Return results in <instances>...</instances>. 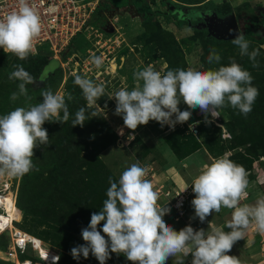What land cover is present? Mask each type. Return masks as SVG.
<instances>
[{
  "label": "clouds",
  "instance_id": "obj_1",
  "mask_svg": "<svg viewBox=\"0 0 264 264\" xmlns=\"http://www.w3.org/2000/svg\"><path fill=\"white\" fill-rule=\"evenodd\" d=\"M41 31L38 11L27 0H19L18 11L0 19V48L26 60ZM231 42L239 48L241 56H248L253 67H259L256 57L260 51H249L250 42L244 34H237ZM220 60L219 53L212 49L207 57L208 63H219ZM90 62L97 69L104 63L101 56L95 55ZM15 67L9 79L20 83L18 92L11 95L13 101L20 96L27 97V85L35 83L33 76L22 66ZM133 76L135 86L130 91L122 88L111 96L116 101L114 114L121 116L124 126L133 132L138 125H146L150 120L158 122L162 128L167 125L174 129L176 124L188 121L191 110L197 108L204 114L205 122H209V117H220V109L226 106V101L247 116L259 95L250 72L234 59L228 66L215 71L188 68L168 70L162 75L149 65L134 72ZM73 82L82 90L88 107L95 106L105 94L103 84H96L81 75L74 74ZM41 96L42 102L36 105L17 107L0 116V180L22 178L33 170L34 149L47 145L49 141L48 132L42 127L46 121L63 124L69 120L68 105L62 94L47 90ZM68 99H71L70 95ZM181 102L189 110H181L178 107ZM92 116L95 117L96 113ZM86 119L82 107L75 113L72 127H83ZM192 127L189 125L190 129ZM119 134L123 135V128L119 129ZM134 139V135L128 136L129 141ZM190 159L186 158L183 163L185 168ZM146 175V168L132 164L122 172L118 182L109 177L107 198L100 212L91 214L88 227L81 230L86 243L71 249L73 259L79 261L81 256L87 259L91 253L99 264H106L111 252L123 253L132 264H166L169 257L175 258L173 264H184V258L191 254V264H240L238 258L227 254L234 243L244 239L250 227L264 235V196L254 205L241 206L249 187L248 174L229 158L221 157L201 166L199 175L192 182L195 198L191 201L194 216L190 218L204 222L213 211L219 212L222 207L231 209V219L226 224L231 229L229 232L215 226L210 232L194 230L191 225L178 232L174 230L163 218L170 209L167 205H158L159 193ZM102 221V232L108 240L97 227Z\"/></svg>",
  "mask_w": 264,
  "mask_h": 264
},
{
  "label": "trees",
  "instance_id": "obj_2",
  "mask_svg": "<svg viewBox=\"0 0 264 264\" xmlns=\"http://www.w3.org/2000/svg\"><path fill=\"white\" fill-rule=\"evenodd\" d=\"M155 1L98 0L95 12L87 26L97 25V27L104 29L108 15H121L123 14L121 11L134 14L140 19L143 29L139 40L145 39L141 48L144 61L151 62L161 57L168 64V70H185L182 48L174 38L173 33L162 26L160 21L161 19L163 23H169V19L173 17V24L178 29L187 26L192 30L191 40L199 42L204 54L209 55L212 49L217 52L227 50L225 53L220 52V56L225 61L224 65H228L229 61L235 58L230 49L237 46L232 44V40H216L207 36L205 29L198 27L202 21L199 16L209 15L204 12H214L217 16L223 17L235 11L228 3L217 4L214 2L215 0H173L175 3L170 0H161V4L165 6H167L165 2L174 3L179 8L177 11L179 15L175 14V11L172 14H161L153 10L151 3ZM241 9H246L247 14L245 15L255 19L252 13L253 9H250L249 5L241 6L237 11L239 12ZM235 15L239 16L240 14ZM193 18L197 25L190 21ZM87 26L70 42L62 54L63 60L68 57L67 51L72 49V43L82 36ZM251 31L248 27L243 33L250 45L254 43ZM255 42L258 41L255 40ZM156 52L159 54H155ZM50 57V53L39 51L34 56L29 55L26 60H20L15 55L5 53L0 48V80L2 79L0 81V116L17 107L28 108L42 102L41 93L47 90L53 92L64 80V72L60 66L53 72L44 74V68ZM236 61L244 70L250 72L253 77L252 84L258 89L259 95L252 106V111L247 116L243 114L234 115L232 107L227 104V101L226 106L220 109L222 115V112L227 114L228 120L226 122L224 120V123L226 130L235 141L234 146L225 148L226 144H223L219 137L220 129L214 126L213 122L204 124V122L199 121L197 135L188 130L186 133L184 128L175 129L176 131H170L165 135V143L178 161H182L201 148H205L213 158L221 157L227 149H232L235 154L230 160L242 166L246 172L251 170L255 161L263 160L262 165L264 166V60L262 57L257 59L259 67H253V63L248 62L245 56L242 58V62L238 59ZM216 64V62L208 64L202 58L204 71L213 69ZM17 65L29 72L35 79V83L27 85V97L20 96L13 101L11 95L13 92H18L20 81L10 80L9 76L16 70L15 66ZM4 80H7L6 83L3 82ZM73 81L74 77H66L64 83L66 87L64 98L69 109V120L63 124L46 121L42 125L48 132L49 141L47 145H40L34 149L33 170L19 178L15 207L22 217L21 231L60 251L59 259L52 264H99V261L91 256L87 259L81 256L79 261L73 259L67 252L70 248L67 246L64 248V245L59 241L60 237L63 239L60 236V230H71V232H75L83 244L86 243L82 239L81 230L88 227L93 212H100L103 201L107 198V189L110 187L109 177L114 182H118V179L101 159V154L114 147L118 138L105 119L98 115L96 109L87 106L82 90ZM69 95L71 96L70 100L68 99ZM82 107L85 108V115L88 119H86L83 127L79 125L72 127L75 113ZM92 113H96V116L93 117ZM192 120L188 122H196ZM168 129L167 126L163 127V131ZM135 140L139 141L138 138ZM239 148H244L243 152H238L237 149L239 150ZM30 221H34L36 226L47 227L50 230L49 234L37 233L36 230L31 231L28 228ZM103 223L104 221L97 227L101 231V235H104L105 239L108 240L106 234L102 232ZM52 228L56 232H52ZM3 238L4 236H1L0 240ZM114 254L127 260L123 253ZM27 255L25 252L20 255V259L22 261L31 259ZM41 261L45 262L44 260Z\"/></svg>",
  "mask_w": 264,
  "mask_h": 264
},
{
  "label": "rangeland",
  "instance_id": "obj_3",
  "mask_svg": "<svg viewBox=\"0 0 264 264\" xmlns=\"http://www.w3.org/2000/svg\"><path fill=\"white\" fill-rule=\"evenodd\" d=\"M175 3V1L170 0ZM215 3H228L229 6L235 10V12L241 8V6L249 5L250 9H255L256 7L264 8V0H215ZM167 6L164 4H161V0H156L154 3H151V7L153 10L160 12L161 14H172L175 11V14H179L177 11L179 10L178 7L174 5V3L169 4L165 2ZM189 6V5H188ZM116 15V16H110L108 15L106 25H105V31L102 28H99L93 25L87 26L86 30L83 31L82 36L72 43V49L67 51L69 60L73 65L75 63H78V75H81L82 77L88 78L92 80L96 84H103L105 87V94L97 101V104L95 106H92V108L96 109V112L98 115L102 116L105 121L109 124V126L112 128V130L117 135V142L114 147H111L104 151L101 154V159L107 166V168L112 172V174L119 180L120 175L124 170H126L128 167H130L132 164H139L141 167H144L147 169V173L150 175V170L155 173L157 164H160L162 159L165 158V156H168L169 150L168 146L165 143V135L168 134L170 131H174L175 129H183L187 133V130L194 135L196 134L197 128L199 126L200 122H204V124L212 123L217 128L220 129L219 137L221 138L223 144H226L225 148L233 147L235 141L232 139L229 132L226 130L225 122L227 119V114L222 112L223 115L220 113V117H217L215 119H212L209 117V122H205V116L201 112L199 108L191 110L192 115L190 117V120L196 121L194 124L186 121L182 124H176L174 129L169 128L167 131H163V128L160 126V124L154 120H150L148 124L146 125H138L137 129L133 132L132 130L126 128L124 126V122L121 116L115 115V108H116V101L115 98H111L112 93L114 94L116 91L127 88L129 91L135 86L134 81V72L138 70H143L147 66L151 65L154 70L161 72V74H165L168 70V64L159 57L155 61H144L143 55L141 53L142 48V42H144L145 39L142 41L139 40L140 34H142V26L140 19L134 15L129 13ZM180 15V14H179ZM182 15V14H181ZM186 16V15H185ZM255 17V20L259 22L260 20V14H253ZM171 17V16H170ZM200 19L203 21L205 20L206 16L202 15L199 16ZM187 18V17H186ZM174 18L171 17L169 19V23H163L160 19L162 26H164L168 31L172 32L174 35V38L179 43V46L182 48L183 51V58H184V67L185 70L188 68L197 69L200 71H204L202 66V58H204L207 61V56L204 54L199 42L191 40V36L193 34L192 30L187 27L183 26L181 29H178L173 24ZM186 20V19H185ZM194 21V18L192 19ZM190 21L197 25L196 21ZM189 21V22H190ZM259 24L262 25L259 28H253L252 39L254 40V43L250 45L249 51H252L253 49H259L260 54L256 57V60L260 57L264 60V22ZM260 35V37H258ZM139 36V37H138ZM258 41L257 43L255 42ZM135 42V43H134ZM42 52L46 51V48L41 49ZM222 50H220L221 52ZM227 50H223L222 52H226ZM230 51L235 56L233 58L235 61L236 59L240 60L242 62V58L244 56H241L239 53V48H231ZM220 52L219 55H220ZM210 53V52H209ZM155 54H159L156 52ZM95 56H101L103 58V65L97 69L91 62V57ZM248 62H252L248 56H245ZM208 62V61H207ZM225 61L221 57V60L219 63L216 64V66L211 69L213 71L218 70L221 66H228L231 63V60L229 61L228 65H224ZM237 63V61H236ZM253 63V62H252ZM264 63V61H263ZM61 64V61L56 58H49L48 64L44 68V74L47 75L51 72H53L57 67H59ZM210 64V63H208ZM85 66V68L83 67ZM63 67V66H62ZM63 69H66V66L63 67ZM84 69V72L86 74H83L80 70ZM2 80V79H1ZM0 80V81H1ZM7 80H4L3 82L6 83ZM65 81L62 80V82L57 86V88L53 91V93L59 92L65 97ZM42 84V83H41ZM142 84V81H141ZM111 95V96H110ZM110 104V105H109ZM253 106V105H252ZM178 107L181 110H189L187 105L181 102ZM195 113H198L194 115ZM232 113L236 116H239L240 113L237 109L232 108ZM175 117L173 116V119ZM196 118V120H195ZM211 120V121H210ZM200 121V122H199ZM189 125H193V127L190 129ZM123 128V135L119 134V129ZM175 130V131H176ZM134 135L135 138H138L137 140H132L130 144H126L125 141L126 138H128L129 135ZM119 136L122 138V143L118 142ZM149 147H147V146ZM144 150H143V147ZM244 149V148H243ZM242 148L237 149L239 152H243ZM236 151V152H237ZM147 153V154H146ZM235 154L234 150L227 149V151L223 154L227 158L231 159ZM263 160H261L262 163ZM264 167V166H263ZM150 168V169H149ZM264 169V168H263ZM247 179L251 181L250 179L253 178V175L251 173V170L247 172ZM2 182L8 183V190L15 191V195L17 192V186L19 182V178H12V179H3ZM165 181V180H164ZM253 181V180H252ZM250 182L249 184L255 185V182ZM6 183L0 184V189L5 188ZM4 185V186H3ZM250 185V186H251ZM171 194L165 193L164 195H159L158 203L160 206H166L168 208H171V204L175 202L173 200V197H176V201L181 199L185 200V208L187 211H189V208L192 207L191 201L195 198V193L189 190L184 192L183 194L178 195L177 193ZM192 194V195H191ZM178 195V196H176ZM251 195V194H250ZM162 196V197H161ZM250 198L244 200L243 204H248ZM171 202V203H170ZM182 202V201H181ZM158 204V205H159ZM224 208V207H222ZM0 213H3L0 210ZM178 214V213H177ZM215 212L213 211L211 215L207 216L204 222H200V220L194 222L196 225H203L205 223H208V218L212 219V221H215L217 223V218L214 217ZM16 216V217H15ZM180 216V215H179ZM230 217V215L228 214ZM229 219V218H228ZM21 221L22 217L20 212L16 209L14 211V218H13V232H19L21 231ZM229 220L226 221V224ZM28 228L32 230H36L37 233L41 232V234H49L50 230L45 226H36L34 221L28 222ZM208 228V227H207ZM177 229V228H174ZM227 227L224 228V231H227ZM252 227H250V230ZM60 230V229H59ZM200 230V227L198 229ZM52 232H56L53 228L51 230ZM23 233H26L24 231H21ZM252 232V231H250ZM10 233L8 231V228H6L5 231H3L0 234L1 236H4L3 240H0V264H15L14 263V254L11 255L10 259L14 260L11 261L9 257L6 255L7 249L12 246V238L10 237ZM253 233V232H252ZM28 234V233H26ZM30 235V234H28ZM33 238V242L31 244V248H27V256H29L31 260H37V261H31L32 264H41V260H47L49 259L47 255H52L53 258L51 260H54V258L59 257L60 251L49 244L44 243L42 240L30 235ZM60 236H62L63 239L60 237V243L64 245V248L67 246L70 248L67 252L70 256L71 255V249L73 247H76L77 245L83 244L81 240L78 238V236L75 234V232L70 231H62L60 230ZM11 241V242H10ZM49 243V241H47ZM264 243V242H263ZM4 244V245H3ZM254 244V243H253ZM264 248V244L262 246ZM253 248H256L253 246ZM260 251V248H259ZM191 255V254H190ZM89 256H91L93 259L95 258L92 256L91 253H89ZM110 259L106 261V264H132L131 261L125 260L119 258L113 253L110 252ZM41 261H39L38 260ZM97 260V259H96ZM184 264H189L187 260L184 261Z\"/></svg>",
  "mask_w": 264,
  "mask_h": 264
},
{
  "label": "crops",
  "instance_id": "obj_4",
  "mask_svg": "<svg viewBox=\"0 0 264 264\" xmlns=\"http://www.w3.org/2000/svg\"><path fill=\"white\" fill-rule=\"evenodd\" d=\"M113 95V93H112ZM111 96V95H110ZM198 113H195V115ZM192 124V123H191ZM194 124V122H193ZM147 146V145H146ZM148 147V146H147ZM169 150V148H168ZM169 155L165 156L164 159L157 164L155 173L150 170V175L147 173L146 179L150 181L154 187V189L159 193V195H164L165 193L171 194L177 193L183 194L186 191H193L192 182L199 175L201 166L204 164H211L218 158L226 157L225 155L217 158H213L205 148H201L197 152L191 154L188 157H191L190 160H187L188 167L185 168L183 163L186 161L183 159L182 161H178L173 153L169 150ZM261 161H255L251 166V173L253 178L250 180L255 182V185L249 184L247 189V196L241 200V206H243L244 200L250 198L248 205H254L258 198L264 196V169ZM150 169V168H149ZM165 180V181H164ZM249 181V180H248ZM249 181V183L251 182ZM251 185V186H250ZM251 194V195H250ZM192 195V194H191ZM162 197V196H161ZM176 197H173L175 200ZM171 203V202H170ZM159 204V203H158ZM160 206V204H159ZM186 206V204H185ZM184 206L185 213L183 215H178L177 211L173 209L172 204L170 212L165 214L163 217L166 224L170 225L177 232L183 229L185 226L191 225V227L196 230L198 227L203 229L205 232H210L211 227H221L226 228V221L231 219L232 210L228 208H221L219 212L214 214V217L217 218V223L212 221V219L208 218V223L203 225H196L194 222L198 221L199 218L190 219L194 216V208L193 206L189 208V211ZM230 215V217L228 216ZM229 218V219H228ZM208 227V228H207ZM231 231V229H227L226 232ZM252 231V232H250ZM264 235L259 234L255 227L250 228L247 231V235L244 239L238 240L234 243L232 249L227 253L230 256H235L239 259L240 264H264ZM254 243V244H253ZM256 247V248H253ZM260 248V251H259ZM174 257H169L166 261V264H173ZM192 255H188L184 258V261L187 260L189 264L192 262Z\"/></svg>",
  "mask_w": 264,
  "mask_h": 264
},
{
  "label": "built area",
  "instance_id": "obj_5",
  "mask_svg": "<svg viewBox=\"0 0 264 264\" xmlns=\"http://www.w3.org/2000/svg\"><path fill=\"white\" fill-rule=\"evenodd\" d=\"M27 2L38 11L42 23L41 34L36 40L34 50L30 55H36L44 47L46 48L44 53H50L52 58L61 61L60 67L64 72V81L66 77H74V74L78 73L77 69L79 64L75 63L70 65L72 63L69 57L63 60L62 54L73 38L90 22L97 7L98 0H27ZM18 8L19 0H0V19H3L11 12L18 11ZM62 66H66V69L64 70ZM83 67L85 68V66ZM80 71L86 74L84 69ZM125 141H128L125 142L128 145L132 140L129 141L128 138H126ZM118 142H123L120 136ZM184 204L185 200L181 198L179 201L175 199L174 204L172 203V207L178 212V215H183L185 213ZM27 248L33 249L29 244L25 243L23 246L12 244V246L7 249L6 255L10 259L11 255L14 254L15 261L10 260L14 261L15 264H32V262L27 259L23 261L20 259V255L24 254ZM41 264L51 263L41 262Z\"/></svg>",
  "mask_w": 264,
  "mask_h": 264
},
{
  "label": "bare ground",
  "instance_id": "obj_6",
  "mask_svg": "<svg viewBox=\"0 0 264 264\" xmlns=\"http://www.w3.org/2000/svg\"><path fill=\"white\" fill-rule=\"evenodd\" d=\"M1 183H6L5 188L0 189V210L3 213H0V234L8 228V231L10 233V237L12 238V244H19L20 246L25 244L31 245L33 242V238L21 231L19 232H13V218H14V211H15V200H16V195L15 191H10L8 190V183L7 182H2ZM3 185V186H4ZM16 217V216H15ZM11 242V241H10ZM49 259L44 260L45 262L48 263H55L56 258L54 260H51L53 258L52 255H47ZM44 263V262H43ZM30 264V263H26Z\"/></svg>",
  "mask_w": 264,
  "mask_h": 264
},
{
  "label": "water",
  "instance_id": "obj_7",
  "mask_svg": "<svg viewBox=\"0 0 264 264\" xmlns=\"http://www.w3.org/2000/svg\"><path fill=\"white\" fill-rule=\"evenodd\" d=\"M200 28L207 31V36L216 40L231 41L240 32L235 14L231 13L223 18L212 12L199 24Z\"/></svg>",
  "mask_w": 264,
  "mask_h": 264
},
{
  "label": "flooded vegetation",
  "instance_id": "obj_8",
  "mask_svg": "<svg viewBox=\"0 0 264 264\" xmlns=\"http://www.w3.org/2000/svg\"><path fill=\"white\" fill-rule=\"evenodd\" d=\"M253 12V14H260V20H259V22L260 23H262V22H264V8H261V7H256L255 9L253 8V10H252ZM205 14H211L212 12H204ZM231 13H233V14H240L239 16H236L235 15V17H236V20H237V23H238V26H239V29H240V32L243 34L244 33V31H245V29L246 28H250L251 30L255 27V28H259V27H261V29H262V25L261 24H259V22L258 21H256L255 19H253V18H250L249 16H246L245 14H247V11H246V9H241V11H237V12H235V11H233V12H231ZM230 13V14H231ZM223 17H225V16H223ZM223 17H219L218 16V18H223ZM202 22V21H201ZM200 22V23H201ZM199 23V24H200Z\"/></svg>",
  "mask_w": 264,
  "mask_h": 264
}]
</instances>
